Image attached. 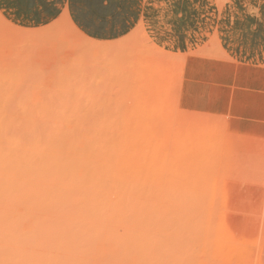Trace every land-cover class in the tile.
I'll use <instances>...</instances> for the list:
<instances>
[{
    "label": "rangeland",
    "instance_id": "1",
    "mask_svg": "<svg viewBox=\"0 0 264 264\" xmlns=\"http://www.w3.org/2000/svg\"><path fill=\"white\" fill-rule=\"evenodd\" d=\"M254 1L260 10H252L262 14L264 0ZM210 2V14L201 20L206 23L209 18L208 24L202 27L207 30L217 23L216 16L222 10V14H229L230 19L225 20L228 26L235 22L234 28L223 30L227 36L215 34L206 43L207 37H198L202 46L181 53L175 51L172 38L153 37L139 25L128 37L106 42L123 46L124 52L118 60L112 56L117 61L104 67L100 56L86 54L91 43L98 47L102 40L72 29L76 26L67 23L70 18L66 12L33 28L15 24L0 12L6 20L0 18V65L4 67L0 70L17 73L11 79L17 76L19 81L12 79V83H22L25 78L32 86L24 82L17 84L18 90L10 91L18 92L23 86L31 97L25 98L23 89L19 98L17 92L12 95L7 91L11 108L5 110L17 116L8 118L24 125L26 133L23 129L21 133L27 136L31 135L27 129L32 122L28 115H34L35 109L39 116L34 111V117L45 114L51 118L50 126L57 125L63 117L56 109L58 103L52 102L55 95L51 92L56 89L62 94L66 84L64 96L69 93L75 98L65 96L71 107L69 120L83 124L81 137L86 140L75 148L80 166L61 162L60 167L50 170L45 161L23 164L20 152L6 160L0 172V264H259L264 247V64L258 69L229 66L225 70L204 64L201 77L213 81L220 92L215 90V103L209 107L193 104L189 57L227 61L221 44L226 48L237 42H230V36L236 40L237 33L241 35L232 17L244 10L243 5L238 0ZM229 5L235 10L230 11ZM15 26L35 32L30 38L26 32L27 36L21 35L17 42L13 34L19 28ZM140 27L149 41L146 34L141 35ZM23 29L20 31L25 32ZM256 34L252 39L264 50V37ZM242 39L245 44L252 40L240 36L238 41ZM6 75L9 85L10 75ZM27 77L32 80L27 81ZM71 81L76 88H83L84 81L87 85L83 89L89 87L81 91L83 95H76L70 90L74 87ZM24 86L31 91L27 88V93ZM88 95L89 103L85 100ZM123 95L126 98L122 99ZM78 97L85 107H80ZM54 133L46 130V135L38 136L43 143L40 151L56 148ZM62 149L64 157L69 155Z\"/></svg>",
    "mask_w": 264,
    "mask_h": 264
},
{
    "label": "crops",
    "instance_id": "2",
    "mask_svg": "<svg viewBox=\"0 0 264 264\" xmlns=\"http://www.w3.org/2000/svg\"><path fill=\"white\" fill-rule=\"evenodd\" d=\"M24 1L25 0H0V12L15 24L28 28L47 25L66 12L73 24L83 34L92 39L102 41L119 39L131 32L136 26L142 25L147 33L153 37L172 38L170 42L173 44V47L174 45L176 46L175 51L181 53L194 52L202 46V43L200 45L197 43L198 37H207L206 41H203L206 43L209 40L208 38L215 34L219 38L223 35L227 36L223 30L225 28L232 29L235 26V22H233L234 20L230 21V26H228V21L225 20L230 19L229 14H222V10H220L216 16L217 23L213 22L212 25L210 24L207 30L206 27H202V24H208L207 20H209V18H206V23H203L201 20H203L206 15L210 14L209 11H207L212 4L210 0ZM252 1L254 0H238V4L243 5L244 10L241 9V13L232 18L238 23L236 28H241L240 30L237 29L241 35L237 33L236 40H233L235 38L230 36V42H237L230 43L226 48L221 44L222 49L229 60L221 62L208 60L198 56L189 57L188 68L191 73L188 80L189 96L195 106L206 104L209 107L211 104L213 105L215 103V90L220 92L218 87L211 84L213 81L201 77V68L204 64L211 63L218 69L223 68L224 70L229 66L232 68L255 67V69H258L260 64H264V50H260L259 45L256 43L257 40L253 41L252 39L254 32L257 33L256 37H264V12L262 14L254 12L252 10L253 7L255 11L260 10V8L258 9L253 5L256 4V1H254V3H252ZM229 10L234 11L235 8L229 5ZM199 21H201V23H199ZM253 21L255 22L253 23ZM257 21H259V24ZM250 30L253 32L251 33ZM244 35L246 37H243ZM240 36L241 38L250 37L252 40L250 43L245 44L244 39H242L241 42L238 41ZM233 78L235 80V75ZM200 88L202 91H200ZM259 264H264V247L260 253Z\"/></svg>",
    "mask_w": 264,
    "mask_h": 264
},
{
    "label": "bare ground",
    "instance_id": "3",
    "mask_svg": "<svg viewBox=\"0 0 264 264\" xmlns=\"http://www.w3.org/2000/svg\"><path fill=\"white\" fill-rule=\"evenodd\" d=\"M26 1V0H25ZM24 1V2H25ZM128 1V0H127ZM126 2V1H125ZM169 2V1H168ZM57 3H58V1H57ZM73 3V2H72ZM4 4V3H3ZM25 4V3H24ZM112 4V3H111ZM118 5V4H117ZM123 5V4H122ZM129 5V4H128ZM181 5V4H180ZM53 6H54V4H53ZM14 7V6H13ZM91 7V6H90ZM15 8V7H14ZM182 8V7H181ZM76 9V8H75ZM105 9V8H104ZM111 9V8H110ZM125 9V8H124ZM166 9V8H165ZM164 9V10H165ZM68 10V9H67ZM71 10V9H70ZM134 11V10H133ZM26 12V11H25ZM40 12V11H39ZM105 12V11H104ZM38 13V12H37ZM101 13V12H100ZM115 13V12H114ZM12 14V13H11ZM68 14V13H67ZM76 14V13H75ZM104 14V13H103ZM113 14V13H112ZM15 15V14H14ZM79 15V14H78ZM194 15V14H193ZM4 16V15H3ZM2 15H0V18L1 19H3V20H5L4 19V17H3ZM104 16V15H103ZM75 17V16H74ZM78 17H80V16H78ZM134 17V16H133ZM148 17V16H147ZM39 18V17H38ZM87 18V17H86ZM172 18V17H171ZM181 18V17H180ZM179 18V19H180ZM190 18V17H189ZM67 19V21H68V16H67V18L65 17V20ZM106 19V18H105ZM120 19V18H119ZM160 19V18H159ZM174 19V18H173ZM64 20V19H63ZM64 20V21H65ZM70 20V19H69ZM6 21V20H5ZM31 21V20H30ZM71 21V20H70ZM70 21L69 22H67L68 24H73L72 22L70 23ZM107 21V20H106ZM122 21V20H121ZM160 21V20H159ZM169 21V20H168ZM66 22V21H65ZM82 22V21H81ZM87 22V21H86ZM187 22V21H186ZM112 23V22H111ZM116 23V22H115ZM161 23V22H160ZM168 23V22H167ZM166 23V24H167ZM89 24V23H88ZM102 24V23H101ZM179 24H181V23H179ZM189 24V23H188ZM11 25V24H10ZM185 25H187V24H185ZM73 26V25H72ZM72 26H71V28H72ZM75 26V25H74ZM79 26V25H78ZM124 26V25H123ZM177 26H178V24H177ZM86 27V26H85ZM93 27V26H92ZM91 27V28H92ZM103 27H104V25H103ZM137 27V26H136ZM172 27V26H171ZM2 28V27H1ZM15 28H19V30H16L15 32H14V34H13V38H15L14 40L15 41H17V42H19L21 39H20V37H21V35H22V37L23 36H27V34H25L26 32H28L29 34H28V38H30L31 36H32V34H34L33 32H35V29H33L34 31H32V30H26V28H24L26 31L25 32H21L22 31V29L23 28H20V27H16L15 26ZM96 28V27H95ZM139 27H137V29H138ZM142 27H140V29H139V31H141L140 33H141V35L144 37V35L146 34H142L143 32H145V30H142V29H144V28H142ZM178 28V27H177ZM23 29V30H24ZM72 29H76V31L78 30L79 31V29L77 28V27H75V28H72ZM82 29V28H81ZM136 29V28H135ZM183 29V28H182ZM21 30V31H20ZM126 30V29H125ZM223 30V29H222ZM19 31V32H18ZM32 31V32H31ZM44 31V30H43ZM120 31V30H119ZM30 33H31V36H29L30 35ZM79 33V32H78ZM117 33V32H116ZM120 33V32H119ZM123 33V32H122ZM24 34V35H23ZM80 35H82V33L80 32L79 33ZM96 34V33H95ZM94 34V35H95ZM98 34V33H97ZM99 34H100V32H99ZM109 34V33H108ZM124 37H128V35H126V36H124ZM123 37V38H124ZM145 37H146V41H149V38L150 37H148L147 36V34L145 35ZM147 37H148V39H147ZM186 37V36H185ZM53 38V37H52ZM84 38L86 39V37L84 36ZM90 38V37H89ZM87 38V40H89V41H92V40H90V39H92V38ZM143 39H145V38H143ZM167 39V38H166ZM25 40V39H24ZM39 40V39H38ZM93 40H95V39H93ZM27 41V40H26ZM25 41V42H26ZM79 41V40H78ZM108 41V40H107ZM107 41H100L98 44H100V45H98V47H96V43H94V44H92L91 42V46H90V43H89V46H90V51H89V49H88V51H87V53L86 54H89V55H92V57L93 56H100V58H98V60H102V61H100L101 62V64L103 63V65H101L100 63V65L101 66H103L104 67V65L105 64H108V63H110L111 62V64H112V60H114V62L115 61H117L119 58H120V56H122V52H124V50H123V46H118L117 44H114V43H106ZM31 42V41H30ZM34 42V41H33ZM112 42V41H111ZM176 42V41H175ZM2 44V43H1ZM150 44H152L151 46H153L154 44L153 43H149V45ZM3 45V44H2ZM93 45H95V47H93ZM18 46V45H17ZM155 46H157V45H155ZM158 47V46H157ZM2 48H4V46H2ZM8 48V47H7ZM1 49V48H0ZM18 49V48H17ZM28 49V48H27ZM80 49V48H79ZM82 49V48H81ZM9 51H11V50H9ZM85 51V50H84ZM12 52V51H11ZM16 52V51H15ZM33 52V51H32ZM55 52V51H54ZM127 52V51H126ZM13 53V52H12ZM11 53V54H12ZM84 53V52H83ZM128 54V53H127ZM19 55H21V54H19ZM120 55V56H119ZM112 56H114V57H116V59L117 60H115L114 59V57L112 58ZM3 57V56H2ZM4 58H6V57H4ZM19 58V57H18ZM29 58V57H28ZM1 59V58H0ZM8 59V58H7ZM23 59V58H22ZM95 60H96V58H94ZM131 59V58H130ZM9 60V59H8ZM32 60V59H31ZM76 61V60H75ZM11 63H10V65L12 64V61H10ZM16 62V61H15ZM33 62V61H32ZM77 62V61H76ZM34 63V62H33ZM86 63V62H85ZM6 64V63H5ZM15 64V63H14ZM17 64V63H16ZM15 64V65H16ZM23 64V63H22ZM60 64V63H59ZM84 64V63H83ZM110 64V65H111ZM114 64V63H113ZM4 65V64H3ZM14 65V66H15ZM18 65H20V64H18ZM47 65V64H46ZM50 65V64H49ZM56 65V64H55ZM74 65V64H73ZM118 65V64H117ZM1 67H3L2 65H0ZM27 66V65H26ZM34 66H36V65H34ZM67 66H69V65H67ZM77 66V65H76ZM113 66V65H112ZM127 66V65H126ZM0 67V68H1ZM7 67H8V65H7ZM6 67V68H7ZM10 67V66H9ZM13 67V66H12ZM24 67H25V64H24ZM46 67V66H45ZM57 67V66H56ZM4 68V67H3ZM2 68V69H3ZM21 68H22V66H21ZM26 68H28V67H26ZM36 68V67H35ZM54 68V67H53ZM1 69V70H2ZM29 69H31V68H29ZM56 69V68H55ZM54 69V70H55ZM77 69V68H76ZM111 69V68H110ZM0 70V71H1ZM8 70V69H7ZM10 70V69H9ZM16 70H17V68H16ZM20 70V69H19ZM24 70V69H23ZM34 70V69H33ZM32 70V71H33ZM37 70V69H36ZM45 70V69H44ZM2 71H4V72H6L5 70H2ZM18 71V70H17ZM8 72V71H7ZM4 73V76H5V80H7L6 78V74H8V75H10L9 73ZM10 72V71H9ZM13 72V71H12ZM19 72H21V70L19 71ZM35 71H33V73H34ZM63 72V71H62ZM62 72H61V74H62ZM1 73V72H0ZM3 73V72H2ZM21 73H23L24 74V72L22 71ZM21 73L19 74L18 73V76H19V78L21 79V81L20 82H22V77H20V75H21ZM26 73H28V72H26L25 71V74ZM29 73H31L30 71H29ZM28 73V74H29ZM41 74H42V72H40ZM59 73V72H58ZM64 73V72H63ZM67 74L66 75H68V71L66 72ZM76 73V72H75ZM98 73V72H97ZM17 73H13L12 75L15 77V75H16ZM41 74H39L38 76H40ZM57 74V73H56ZM73 74V73H72ZM79 74V73H78ZM77 74V75H78ZM2 74H0V78H1V80L0 81H2V82H0V92H4L5 90V92H4V95H1V93H0V172H2L3 170V168H4V164H5V162H6V160H8V159H10L11 157H10V155L11 154H13L14 153V155H15V153L17 154V152H20V154H18V156L20 157V159H21V162L23 163V164H33V165H38L41 161H45L46 162V164L44 165L45 167H47L48 169H50V170H53V169H55V168H58V167H60L61 165H62V163L61 162H63L64 164H67V165H69V166H71V167H74V166H80V162L78 161L79 160V153L76 151V147L77 146H79L80 145V143L81 142H85L86 140H83L82 139V137H81V131H82V129L84 128V126H83V124L80 122V121H78L79 123H73L72 121L73 120H69V118H71L70 117V114H69V110H68V108L70 107V106H68L69 104H70V102H69V104H68V98H66L65 96L67 95V97H69V93L67 94V93H65V96H64V92H68L67 90H68V88H66V84L64 85V87H65V89H66V91H63V93H62V91H61V93L62 94H59V93H57V91H56V89H55V91L53 92L52 90V92L51 93H54V95L57 97H51L52 98V102H54V103H58L57 104V106H56V109L59 111V113L58 114H60L63 118L62 119H60V121L61 122H59L57 125H55V126H50V121H51V118L48 120V118L50 117H45V114H43L44 116L43 117H41V115H40V118L39 117H34L35 116V113H34V111L36 112V115H38L37 114V110L35 109L34 111H32L33 112V114L34 115H32V113H31V111L29 112V113H31L30 115H28V117L30 116V118L31 119H29L30 121L32 120V122H31V124H29L28 122H29V120H28V122H26V125H27V123H28V127H29V125H30V127L27 129V130H29L30 131V133H31V135L29 136H27V135H24L26 132V130H24L23 128V126L24 125H22L21 123H16L15 122V120L16 119H10V118H8L9 116H12V114L14 113L13 111L10 113V110H9V112H8V110H5L6 108H8V107H10L11 108V105L9 106V102H8V99H9V97L8 96H6V93H7V91H9L8 93H10V91H15V89H19L18 87L21 85V84H24V82L26 83V79L24 78L25 76L23 75V80H24V82H22V83H16V82H14V83H12V79H11V76L12 75H10V82L12 83V84H14L13 86L10 84V82H9V85H11V86H9L7 83H8V81H9V78H8V80L5 82V80H2V79H4V76H1ZM35 75H37V74H35ZM80 75H82V73L80 74ZM114 75H115V72H114ZM12 76V77H13ZM30 76V75H29ZM28 76V77H29ZM32 76V75H31ZM42 76V75H41ZM40 76V77H41ZM58 76H60V75H58ZM58 76H56L57 78H58ZM9 77V76H8ZM27 77V81L31 78H28ZM35 77V76H34ZM84 77V76H83ZM82 77V78H83ZM87 77V76H86ZM91 77V76H90ZM32 78H33V76H32ZM42 78H44V77H42ZM61 78H62V76H61ZM123 78V77H122ZM16 79L19 81V79H18V77L16 76ZM15 78L13 79L14 81H17ZM41 79V78H40ZM56 79V78H55ZM71 79V78H70ZM110 79H114V78H110ZM30 80H32V79H30ZM35 80H37L36 78H35ZM42 80V79H41ZM83 80H84V78H83ZM120 80V79H119ZM38 81V83H40L39 82V80H37ZM59 81V80H58ZM61 81V80H60ZM59 81V82H60ZM67 80L65 79V81L63 82V83H65ZM73 81V80H72ZM71 81V82H72ZM96 81V80H95ZM112 81V80H111ZM115 81H116V79H115ZM5 82V83H4ZM32 82H34V81H32ZM50 82V81H49ZM62 82V81H61ZM69 82V81H68ZM67 82V83H68ZM87 82V81H86ZM91 82H93V81H91ZM109 82H110V80H109ZM119 82V81H118ZM128 82H129V80H128ZM29 83L31 84V81H29ZM28 83V84H29ZM35 83H36V81H35ZM34 83V84H35ZM56 83H58V82H56ZM89 83V85H90V82H88ZM120 83V82H119ZM3 84H4V86H5V88L3 87ZM17 84H20L19 86H17ZM27 84V83H26ZM27 84V85H28ZM29 84V85H30ZM42 84V83H41ZM53 85L52 86H54L55 84H54V82L52 83ZM62 84V83H61ZM70 84V83H69ZM78 84H80V83H78ZM85 81L83 82V88H85L84 86L85 85H87V84H85ZM92 84V83H91ZM116 84V83H115ZM122 84H123V82H122ZM128 84V83H127ZM28 85V86H29ZM57 85V84H56ZM60 85V84H59ZM58 85V86H59ZM71 85H74V87L73 88H70V90L71 89H73V91L72 92H74V94H76L77 95V93L79 94V92H80V95H83L82 93H81V91L83 92L84 90H86V89H83L82 87L81 88H79V87H77L76 88V84H74L73 82L71 83ZM97 85V84H96ZM110 85V84H109ZM114 85V84H113ZM125 85H126V82H125ZM130 85V84H129ZM7 86V87H6ZM14 86H17L16 88H14V90L12 89V90H10V87L11 88H13ZM28 86H24V87H26L25 89H27L28 88ZM41 86V88H42V85H40ZM39 86V87H40ZM57 86V87H58ZM63 85H61V87H62ZM93 86V85H92ZM91 86V87H92ZM99 86V85H98ZM97 86V87H98ZM116 86V85H115ZM119 86V85H118ZM23 87V86H22ZM21 87V89H23ZM32 88V86L30 85L29 86V88ZM34 87H36V86H34ZM38 87V88H39ZM56 87V86H55ZM64 87H62V88H64ZM68 87H69V85H68ZM121 87H123V86H121ZM128 87V86H127ZM1 88H3V89H1ZM9 88V90H7ZM28 88V89H29ZM43 88H45V87H43ZM48 88V87H47ZM59 88V87H58ZM92 88H94V86L92 87ZM91 88V89H92ZM125 88V87H124ZM21 89H20V91H21ZM27 89V90H28ZM50 89V88H49ZM49 89H48V91H49ZM61 89V88H60ZM91 89H88V90H91ZM103 89V88H102ZM122 89V88H121ZM120 89V90H121ZM126 89V88H125ZM1 90H3V91H1ZM26 90V91H27ZM30 90V89H29ZM29 90L27 91V93L29 92ZM33 90V89H32ZM45 90H46V88H45ZM94 90H95V88H94ZM20 91H16V92H14V93H16L17 94V97L18 96H20V97H23V95H21V94H23L24 92H25V90L23 89V91L21 92V94L19 93ZM31 91V90H30ZM42 91V90H41ZM95 91H97V90H95ZM124 91V90H123ZM76 92V93H75ZM84 92H86V91H84ZM91 92H93V90H91ZM98 92V91H97ZM96 92V93H97ZM119 92H121L122 94H123V92H122V90L121 91H119ZM13 92L12 93H10V94H14ZM19 93V94H18ZM44 92L42 91V93H41V96H42V94H43ZM100 93V92H99ZM98 93V94H99ZM3 94V93H2ZM15 94V95H16ZM24 94H26V92L24 93ZM30 94V93H29ZM29 94H26V96H25V98L26 97H28L29 96ZM59 94V95H58ZM103 94V93H102ZM104 94H105V92H104ZM122 94H120V95H122ZM124 94H125V92H124ZM127 94V93H126ZM15 95H14V97H15ZM44 95V94H43ZM46 95V94H45ZM50 94H48V96H49ZM75 95V96H76ZM100 95H101V93H100ZM106 95V94H105ZM52 96H53V94H52ZM59 96V97H58ZM61 96V97H60ZM71 96V95H70ZM84 96H85V94H84ZM104 96V95H103ZM29 97H31V96H29ZM73 97V98H72ZM77 97V96H76ZM80 97H82V96H80ZM80 97H78L79 98V101H80V105H81V103L83 102V100H82V102H81V100H80ZM93 97V96H92ZM102 97V96H101ZM100 97V98H101ZM122 97V96H121ZM126 98V95L124 96L123 95V97H122V99L123 98ZM19 98V97H18ZM18 98H14V99H16V102H18L17 100H18ZM48 98V97H47ZM50 98V99H51ZM70 98V97H69ZM71 98L72 99H75L74 98V96H73V94H72V96H71ZM77 98V99H78ZM86 98H87V100H88V103H89V101H91L90 99H91V97H90V95H88V97L86 96L85 97V100H86ZM94 98H96V96L94 95ZM97 98H98V96H97ZM14 99L12 98V99H10V100H13L14 101ZM23 99V98H22ZM34 99V98H33ZM49 99V98H48ZM49 99V100H50ZM83 99V98H82ZM9 100V101H10ZM20 100H21V98H20ZM20 100H19V102H20ZM41 100H43V98H41ZM66 100H67V102H66ZM87 100H86V102H87ZM4 101H6L7 102V104H5L6 102H4ZM22 101H24V100H22ZM28 101H29V99H28ZM28 101H25V102H27L28 103ZM43 101H45V100H43ZM92 101H93V99H92ZM25 102H23V103H25ZM35 102V101H34ZM42 102V101H41ZM48 102V101H47ZM12 102H10V104H11ZM30 103V102H29ZM28 103V105H30ZM33 103V102H32ZM43 103V102H42ZM74 103V102H73ZM76 103V102H75ZM87 103V104H88ZM14 104V103H13ZM16 104V103H15ZM20 104H22V103H20ZM39 104V103H38ZM38 104H36L35 103V105H38ZM41 104V103H40ZM68 104V105H67ZM85 104V103H84ZM86 104V105H87ZM93 104H94V101H93ZM8 105V106H7ZM27 105V104H26ZM34 105V106H35ZM96 105V104H95ZM5 106H7V107H5ZM17 106H18V104H17ZM21 106V105H20ZM32 106V105H31ZM84 106V105H83ZM82 105L80 106V107H83ZM88 106H92V104L91 105H88ZM97 106V105H96ZM15 107V106H14ZM22 107L23 106H21V109H20V111H22ZM26 106H24V108H25ZM37 107V106H36ZM85 107V106H84ZM89 107V108H90ZM9 108V109H10ZM17 108V107H16ZM19 108V107H18ZM23 108V109H24ZM27 108H28V106H27ZM30 108V107H29ZM29 108H28V110H29ZM71 108V107H70ZM14 109V108H13ZM34 109V108H33ZM33 109H31V110H33ZM25 111L27 112V110L25 109ZM18 112V111H17ZM24 112V111H23ZM26 112H25V117L24 118H26ZM40 113V112H39ZM10 114V115H9ZM17 115H20L19 113L17 114ZM22 115H24V114H22ZM48 114H46V116H47ZM14 116L15 117H17L16 116V114H14ZM14 116H12V118L14 117ZM34 118H33V117ZM39 116V115H38ZM22 117L23 116H21V120H22ZM20 117H18V119H19ZM26 119H28V118H26ZM25 119V120H26ZM13 120V121H12ZM24 120V121H25ZM23 121V120H22ZM25 123V122H24ZM23 123V124H24ZM63 123V124H62ZM22 129L24 130V134H22L23 132H22ZM26 129V128H25ZM46 130H48V131H50V130H53L55 133L54 134H56L57 136H56V139H55V143H56V148L55 149H51V150H44V151H40L39 149H38V147H40V146H42V144L43 143H41V141H40V137H38L40 134H45L46 135ZM29 131H27V132H29ZM22 132V133H21ZM60 132H62V133H60ZM60 133V134H59ZM67 133V134H66ZM90 142V141H89ZM91 143V142H90ZM72 147H73V150H72ZM44 148H46V147H44ZM62 148H66L67 150H68V153H69V155H67L66 157H64L63 156V154H64V151H63V149ZM35 156H38L39 157V160L38 161H34L33 160V158L35 157ZM66 158V159H64V158Z\"/></svg>",
    "mask_w": 264,
    "mask_h": 264
}]
</instances>
